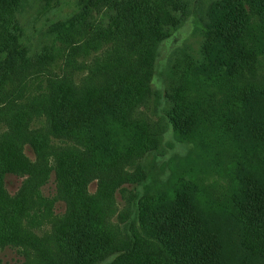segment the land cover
Masks as SVG:
<instances>
[{
    "label": "trees",
    "instance_id": "obj_1",
    "mask_svg": "<svg viewBox=\"0 0 264 264\" xmlns=\"http://www.w3.org/2000/svg\"><path fill=\"white\" fill-rule=\"evenodd\" d=\"M24 3L0 0V90L20 66L54 64L52 52L59 49L67 50V65L76 64L75 58L80 59V68L88 65L79 70L81 77L85 70L90 72L87 83L84 80L79 85L69 81L65 64L54 77L37 73L40 80L33 91L28 90L27 99L21 96L24 102L20 103L21 97H15L12 103L13 108L25 110L24 128L33 129L26 145L35 163L23 160L33 196V207L23 209L27 226L33 228L38 222L35 216L62 218L50 236L36 245L39 264H157L146 248L149 240L159 245L172 264H264V85L245 82L238 87L235 83L245 70L264 62V0L211 3L205 14L201 61L194 66L212 84L209 88L215 89L216 84L226 90L211 121L221 136L251 154L237 149L238 157L247 163L237 162L231 170L230 202L236 212L231 220L236 235L223 232L225 223L202 209L193 185L180 181L172 196L132 192L120 226L126 239L123 246L115 243L105 224L97 195H87L84 188L95 178L98 192L106 191L110 202L117 189L140 186V175L132 176L126 167L156 150L158 134L129 122L131 111L148 94L159 47L179 25L178 14L184 7L180 0H77L78 14L52 25V44L30 58L21 42L17 18ZM51 8L47 2L45 11ZM104 9L106 13L100 14ZM94 13L100 15L97 21ZM106 45L109 50H102ZM181 58L177 60L184 67ZM184 94L180 88L174 90L169 110L171 126L181 137L190 132L198 108ZM111 125L130 127L131 136L119 141ZM17 158L11 145L0 147V183L16 173ZM51 175L54 192L45 196L41 190ZM57 203L65 207L59 217L53 211ZM11 212L3 210L6 220L0 214L8 229L6 236L21 229L12 226ZM25 236H17V241H34L29 230ZM6 244L12 249L16 245L1 241L0 251Z\"/></svg>",
    "mask_w": 264,
    "mask_h": 264
},
{
    "label": "rangeland",
    "instance_id": "obj_2",
    "mask_svg": "<svg viewBox=\"0 0 264 264\" xmlns=\"http://www.w3.org/2000/svg\"><path fill=\"white\" fill-rule=\"evenodd\" d=\"M180 1L184 9L178 14L179 25L176 29L171 30L169 39L160 45L149 92L145 93L143 102L131 111L132 120L129 122L147 126L150 133L158 134L156 150L135 160L132 166L126 167L125 171L130 172L132 176L140 175V186L128 184L124 189H117L110 202H108L106 191L98 192L100 187L95 178L88 181L84 188L87 195H97V202L102 205L101 208H104L105 211V224L114 234L115 243L118 246H123L126 240L121 233L120 226L126 218L127 204L131 200L132 192L144 193L146 190L148 195L153 197L172 196L175 187H179L180 181L193 185L196 200L202 209L220 223H225L222 227L223 232L226 231L229 235L233 232L234 236L236 235L231 220V217L236 215L230 202L233 192L231 170H234L237 162L245 161L247 163V161L238 157L237 149L239 148L236 147L234 141L221 136L222 132L218 131L211 121L214 111L219 109L226 98L224 86L215 84L213 85L215 89L209 88L212 87V84L206 83L207 80H204L202 75L196 73L194 69V66L201 61L206 24L205 14L210 4L215 0ZM47 2L52 5V8L45 11L44 7ZM99 13H106V9ZM77 14V0H56L55 3L54 0H25L23 10L17 18L22 27L21 42L27 50V57H36L44 47L52 44L53 35L49 34L52 25L64 22ZM93 16L97 21L100 15L94 13ZM108 48L109 46L106 45L102 50ZM52 55L55 62L46 64V67L38 64L20 66L16 75L0 90V147L5 143L9 144L18 155L16 173L6 175L3 178V183H0V214L3 218V210L11 209V213H14L10 220L12 226L21 227L20 233L12 232L6 236L8 229L5 222L0 219V243L9 240L16 244L13 245L14 249L8 248L7 244L4 245L5 248L0 251V264H39L38 258H36V245L39 244V241L49 237L52 228L58 225L59 219H62L48 218V216L37 218L35 216L38 222H34L33 228L29 227V229L27 226L28 218L23 213V209L29 210L33 207V196L30 194L32 182L28 181L29 177L24 170L23 160L28 159L31 163H35L34 154L31 148L26 145V138L31 135L29 130L33 131V129L29 127L26 130L24 128L25 110L12 107L15 97L23 96L27 99L28 90L35 89L33 87L40 80L37 73L38 76L42 73L54 77L58 71L64 70L62 66L63 64L67 65V50L59 49L57 53L52 52ZM181 55L185 60L184 67H181L180 61L177 60ZM73 61L76 64L67 65L65 74L74 85H79L84 80L86 84L90 72L87 71L88 69L85 70L81 77L83 72L80 74L79 70L88 65L80 68L77 66L80 59L75 58ZM261 63L245 70L242 77H239L235 82L238 87H242L245 82L264 85V62ZM71 70H73L72 73H70ZM177 88H180L183 94L186 91L190 95L191 98L188 102L192 103L191 101H193L194 105L198 104L197 116L192 122L194 124L184 137L178 136L171 126L172 115L169 110L172 102L170 99ZM220 89L222 90L220 91ZM23 97L20 98V103L24 102ZM26 115H28L27 109ZM32 127L34 126L32 125ZM111 128L116 132L119 141L124 136H131L128 126L119 127L116 125L115 127L111 125ZM37 129H39L38 126ZM245 154L251 155L250 153ZM249 161L252 160L249 159ZM41 191L45 196L53 194L54 177L52 175L48 184ZM107 205L113 206V210H107ZM64 210L63 203H57L53 209L58 217L64 213ZM3 219L6 220V218ZM134 228L137 229L138 236L144 238V234L138 226ZM28 230L34 241L30 243L22 240L17 241V236L23 238ZM146 248L152 253L157 264H172L156 242L149 240ZM47 250L51 251L52 249L48 247ZM28 255L29 259H27ZM107 260L111 261L112 259L109 257Z\"/></svg>",
    "mask_w": 264,
    "mask_h": 264
}]
</instances>
